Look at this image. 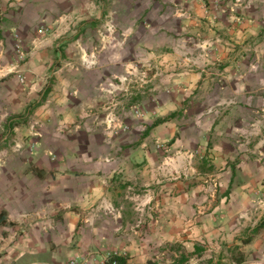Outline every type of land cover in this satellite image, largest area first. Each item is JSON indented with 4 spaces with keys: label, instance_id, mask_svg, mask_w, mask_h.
Listing matches in <instances>:
<instances>
[{
    "label": "crops",
    "instance_id": "0c3cea01",
    "mask_svg": "<svg viewBox=\"0 0 264 264\" xmlns=\"http://www.w3.org/2000/svg\"><path fill=\"white\" fill-rule=\"evenodd\" d=\"M214 1L0 0V264H264V0Z\"/></svg>",
    "mask_w": 264,
    "mask_h": 264
},
{
    "label": "rangeland",
    "instance_id": "374dc122",
    "mask_svg": "<svg viewBox=\"0 0 264 264\" xmlns=\"http://www.w3.org/2000/svg\"><path fill=\"white\" fill-rule=\"evenodd\" d=\"M220 2V0H216V1H214V3H216V2ZM230 1H235V3L236 2H238V3H241V1H243V0H230ZM55 64V63H54ZM56 64H58V63H56ZM55 64V65H56ZM140 69V68H139ZM136 71V72H135ZM158 72H160L159 70H157ZM141 78V75H140V73L139 72H137V70L136 69H134V73L132 74V75H130V84L135 88V87H137L138 88V83L140 82V79ZM2 146H4L3 144L2 145H0V147H2ZM263 219V217H259V216H257V215H255L254 217H248V218H244V220H245V222H246V226H248V225H252V224H255V223H259L261 220ZM257 223V224H258ZM257 226V225H256ZM255 226V227H256ZM254 227V228H255ZM253 230V229H252ZM252 230H251V232H246L245 233V235H244V237L246 238L247 236L248 237H251L253 234H252Z\"/></svg>",
    "mask_w": 264,
    "mask_h": 264
},
{
    "label": "trees",
    "instance_id": "16d2710c",
    "mask_svg": "<svg viewBox=\"0 0 264 264\" xmlns=\"http://www.w3.org/2000/svg\"><path fill=\"white\" fill-rule=\"evenodd\" d=\"M47 90L44 91V93L46 92ZM43 101V95L40 99V102ZM176 114H172L171 116H169L168 118L166 119H169V118H172L174 117ZM165 120V119H164ZM164 120H159L158 122L154 123V125L158 124V123H161L162 121ZM7 128H12L11 127V123H9L7 126ZM264 228V219H262L258 224L257 226L252 230V234H257L260 230H262ZM250 241V238H247L244 240L243 243H248ZM242 256V255H241ZM110 261L111 262H114L115 264H128V258L126 256H123L121 254H114V255H111L110 257Z\"/></svg>",
    "mask_w": 264,
    "mask_h": 264
},
{
    "label": "built area",
    "instance_id": "2783aa9c",
    "mask_svg": "<svg viewBox=\"0 0 264 264\" xmlns=\"http://www.w3.org/2000/svg\"><path fill=\"white\" fill-rule=\"evenodd\" d=\"M134 69H136L137 72H139L140 75H141V78H140L141 80H140V82L138 83V89H144V86L147 85V84H149V80L146 79V72H145L144 69H139V68H134ZM134 69H133V67L130 68V71H129V74H130V75H132V74L134 73ZM157 70H158V69H156L155 74H156V73H160V72H158ZM135 72H136V71H135ZM16 74H17V73H16ZM17 77H18V79H19L20 82H23V81H24V78H23L20 74H17ZM145 79H146V81H145ZM147 81H148V82H147ZM129 82H130V80H129ZM130 85H131V84H130ZM131 86H132V85H131ZM111 212H112V210H111ZM140 223H141V220L139 219L138 222H137V225L140 224ZM110 257H111V256H109L108 259H107L103 264H115L114 262H111V261H110Z\"/></svg>",
    "mask_w": 264,
    "mask_h": 264
}]
</instances>
